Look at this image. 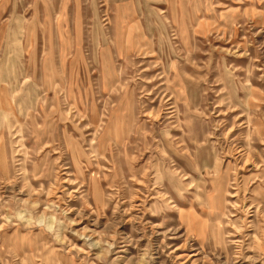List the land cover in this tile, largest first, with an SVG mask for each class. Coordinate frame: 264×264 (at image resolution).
<instances>
[{
  "label": "rangeland",
  "instance_id": "obj_1",
  "mask_svg": "<svg viewBox=\"0 0 264 264\" xmlns=\"http://www.w3.org/2000/svg\"><path fill=\"white\" fill-rule=\"evenodd\" d=\"M5 94L0 264H264V0H0Z\"/></svg>",
  "mask_w": 264,
  "mask_h": 264
},
{
  "label": "bare ground",
  "instance_id": "obj_2",
  "mask_svg": "<svg viewBox=\"0 0 264 264\" xmlns=\"http://www.w3.org/2000/svg\"><path fill=\"white\" fill-rule=\"evenodd\" d=\"M0 100H1V103H2L0 105V109L2 111H5L7 108H10V104L8 103V100L6 99V94L5 95H2ZM120 119H121V117H120ZM122 122H123L122 119H121V121L119 119H116L115 121H113L112 123H110L109 126H108V128H107V130H106V137L104 139L108 140L109 138L115 136V140L117 141L118 139L122 138V134H121ZM67 139H68V142H69L68 146L73 145L72 146V149L70 151H71V155L74 158L75 157L74 156L75 155V152L77 151V144L76 143H73L72 139H70L69 137Z\"/></svg>",
  "mask_w": 264,
  "mask_h": 264
}]
</instances>
